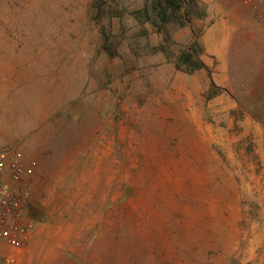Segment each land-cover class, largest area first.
Returning <instances> with one entry per match:
<instances>
[{
	"label": "rangeland",
	"instance_id": "obj_1",
	"mask_svg": "<svg viewBox=\"0 0 264 264\" xmlns=\"http://www.w3.org/2000/svg\"><path fill=\"white\" fill-rule=\"evenodd\" d=\"M186 1L0 0V148L37 162L17 264H264V26Z\"/></svg>",
	"mask_w": 264,
	"mask_h": 264
},
{
	"label": "built area",
	"instance_id": "obj_2",
	"mask_svg": "<svg viewBox=\"0 0 264 264\" xmlns=\"http://www.w3.org/2000/svg\"><path fill=\"white\" fill-rule=\"evenodd\" d=\"M257 23L264 26V0H243ZM37 162H26L21 150L0 148V264H17L14 252L28 242L34 227L28 211L32 203L30 185Z\"/></svg>",
	"mask_w": 264,
	"mask_h": 264
},
{
	"label": "trees",
	"instance_id": "obj_3",
	"mask_svg": "<svg viewBox=\"0 0 264 264\" xmlns=\"http://www.w3.org/2000/svg\"><path fill=\"white\" fill-rule=\"evenodd\" d=\"M155 5L154 8H162L164 5L167 7L170 12L165 11L163 13H158V17L160 21L166 25L169 22L176 21V14L182 13L183 4H187L186 0H153ZM180 3H183L182 5ZM154 10H153V12ZM183 14V13H182ZM148 21H150L151 16L148 17ZM175 19V20H174ZM203 49L202 48H192L190 52L185 54V70L189 72L198 71L204 69L206 66L202 61Z\"/></svg>",
	"mask_w": 264,
	"mask_h": 264
},
{
	"label": "crops",
	"instance_id": "obj_4",
	"mask_svg": "<svg viewBox=\"0 0 264 264\" xmlns=\"http://www.w3.org/2000/svg\"><path fill=\"white\" fill-rule=\"evenodd\" d=\"M247 8H249V7H247V6H244V7H241V10L242 11H248V9ZM262 66V65H261ZM260 103H258V102H255L254 104L252 103V104H249V108L252 110V111H250V113H251V115H252V117L254 116L255 118H258V117H262V116H260V112L258 111L259 109H260ZM263 132H262V134L261 135H259L261 138H263L264 139V130H262ZM259 142H262L261 140H259Z\"/></svg>",
	"mask_w": 264,
	"mask_h": 264
}]
</instances>
